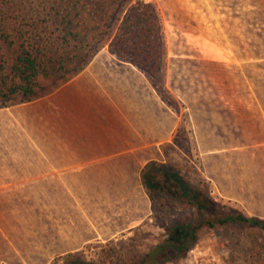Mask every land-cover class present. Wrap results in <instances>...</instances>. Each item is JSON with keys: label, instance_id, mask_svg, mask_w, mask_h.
<instances>
[{"label": "crops", "instance_id": "crops-1", "mask_svg": "<svg viewBox=\"0 0 264 264\" xmlns=\"http://www.w3.org/2000/svg\"><path fill=\"white\" fill-rule=\"evenodd\" d=\"M253 51L218 60L239 78L232 102L218 98L216 141L199 138L205 156L250 151L264 165V54ZM180 122L110 50L51 95L0 110V264H51L148 221L142 172L176 146Z\"/></svg>", "mask_w": 264, "mask_h": 264}, {"label": "rangeland", "instance_id": "rangeland-1", "mask_svg": "<svg viewBox=\"0 0 264 264\" xmlns=\"http://www.w3.org/2000/svg\"><path fill=\"white\" fill-rule=\"evenodd\" d=\"M136 1L127 0L114 23V31ZM144 1L153 4L158 11L166 42V60L159 80L144 73L181 121L178 131L185 129L187 134L186 141L176 144L175 140L176 146L171 143L164 146L160 163L185 173L196 188L192 187L189 193L194 197L201 196L202 206L206 205L207 196L222 210H234L248 217L264 219V165L257 161V153L244 151L205 156L198 144L200 137L205 139L206 147L216 141V118L219 112H225L222 109L224 99L219 96H230L232 102L235 94L233 80L236 82L239 78L238 74L234 75L232 63L218 60H233L234 49L242 57L250 48L256 55L259 49L264 54V0ZM105 50H110L108 45L99 53ZM18 105L22 104L0 110ZM210 122H214V130L208 125ZM218 133L226 134L223 128ZM152 202L153 213L139 228L110 241H98L71 254L80 261L92 264H97L105 251L123 264L136 257L142 258L167 238V227L172 222L183 225L195 210L187 203L162 196L155 201L152 199ZM56 261L51 264L63 262L59 258ZM254 262L264 264V231L226 225L202 228L197 244L187 256L168 264Z\"/></svg>", "mask_w": 264, "mask_h": 264}, {"label": "trees", "instance_id": "trees-1", "mask_svg": "<svg viewBox=\"0 0 264 264\" xmlns=\"http://www.w3.org/2000/svg\"><path fill=\"white\" fill-rule=\"evenodd\" d=\"M126 2L0 0V109L52 93L82 73L106 45L119 60L159 80L166 60L160 15L153 4L137 0L114 31ZM186 137V130L180 129L176 144L186 141ZM142 182L154 201L160 196L172 198L195 210L183 225L172 222L167 227V238L142 258L124 264H168L185 258L204 227L235 225L264 231L263 218L222 210L204 192L206 205L202 206L201 196L189 193L192 187L196 189L191 180L168 164H148L143 169ZM103 254L97 264H123L108 251ZM59 261L63 262L58 264H92L72 254Z\"/></svg>", "mask_w": 264, "mask_h": 264}]
</instances>
